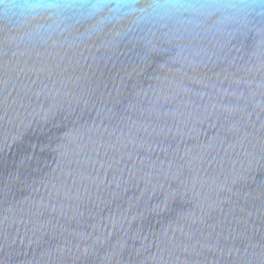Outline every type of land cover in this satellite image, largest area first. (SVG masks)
Masks as SVG:
<instances>
[{"label":"water","instance_id":"1","mask_svg":"<svg viewBox=\"0 0 264 264\" xmlns=\"http://www.w3.org/2000/svg\"><path fill=\"white\" fill-rule=\"evenodd\" d=\"M49 23L0 21V264H264V10Z\"/></svg>","mask_w":264,"mask_h":264},{"label":"clouds","instance_id":"2","mask_svg":"<svg viewBox=\"0 0 264 264\" xmlns=\"http://www.w3.org/2000/svg\"><path fill=\"white\" fill-rule=\"evenodd\" d=\"M264 10V0H0V21L36 24L35 31H54L69 19L96 18L98 24L131 17L136 23L217 17L243 20Z\"/></svg>","mask_w":264,"mask_h":264}]
</instances>
